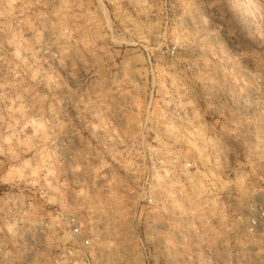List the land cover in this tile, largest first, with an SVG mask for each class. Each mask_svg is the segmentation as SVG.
I'll list each match as a JSON object with an SVG mask.
<instances>
[{
	"label": "rangeland",
	"instance_id": "rangeland-1",
	"mask_svg": "<svg viewBox=\"0 0 264 264\" xmlns=\"http://www.w3.org/2000/svg\"><path fill=\"white\" fill-rule=\"evenodd\" d=\"M0 264H264V0H0Z\"/></svg>",
	"mask_w": 264,
	"mask_h": 264
},
{
	"label": "built area",
	"instance_id": "built-area-1",
	"mask_svg": "<svg viewBox=\"0 0 264 264\" xmlns=\"http://www.w3.org/2000/svg\"><path fill=\"white\" fill-rule=\"evenodd\" d=\"M71 222H72V226H73V233L74 234H77V233H79L78 231H79V229H80V227H79V223H78V221H77V218H71ZM86 243H87V241H85Z\"/></svg>",
	"mask_w": 264,
	"mask_h": 264
},
{
	"label": "bare ground",
	"instance_id": "bare-ground-1",
	"mask_svg": "<svg viewBox=\"0 0 264 264\" xmlns=\"http://www.w3.org/2000/svg\"><path fill=\"white\" fill-rule=\"evenodd\" d=\"M193 133V132H192ZM159 170V169H158ZM194 178V177H193ZM188 206V205H187ZM109 261V260H108Z\"/></svg>",
	"mask_w": 264,
	"mask_h": 264
}]
</instances>
